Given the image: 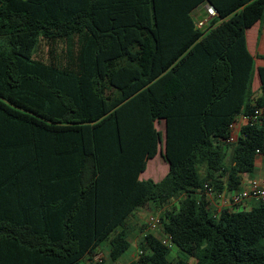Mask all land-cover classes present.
Masks as SVG:
<instances>
[{
  "label": "trees",
  "instance_id": "trees-1",
  "mask_svg": "<svg viewBox=\"0 0 264 264\" xmlns=\"http://www.w3.org/2000/svg\"><path fill=\"white\" fill-rule=\"evenodd\" d=\"M256 22L264 0H0V264H80L106 242L116 261L134 214L176 199L133 264H264V203L215 217L204 192L241 190L264 155V119L225 144L264 108ZM163 140L168 173L140 180Z\"/></svg>",
  "mask_w": 264,
  "mask_h": 264
},
{
  "label": "crops",
  "instance_id": "crops-1",
  "mask_svg": "<svg viewBox=\"0 0 264 264\" xmlns=\"http://www.w3.org/2000/svg\"><path fill=\"white\" fill-rule=\"evenodd\" d=\"M206 6H208V5H203V6L199 7V8H197L196 10H194L193 16L196 17V18H199V17L203 16L204 14H206ZM259 29H260V23L256 22L252 27H250L249 29L246 30V45H247L248 51L252 55H256V54L264 55V23H263L262 31H261L260 35H259ZM256 67H264V60H256ZM260 86H261V82H260V79H259L258 72H256L255 75H254V80H253V91H254V94L256 96H258L259 93H260ZM161 121L164 124V130L163 131L157 129V126L156 125L155 126H156V129L159 130V131H162V133L164 135L165 134V130H166V125H165V121L164 120H161ZM244 125H245V123L242 120L238 121V129L242 128L241 126H244ZM163 152H164V143H163V146L161 144H159V150H158L157 155L153 159H150L147 162L146 170L143 173H141L140 176H139L140 180H149V178H151V176H154V177L158 176L157 177L158 179H154V182H159L166 176V174L169 171V166H168V163L163 158ZM157 156L160 157L161 161H162V159L164 160V161H162V163L167 168H165L163 173H161L162 170H161L160 166L159 165L155 166V171H153L154 174L152 175V174L148 173V169H147L148 168V164H150L149 162L153 161ZM263 177H264V155L259 154L256 157L254 172L251 173V174H246L245 176H243L242 187L243 188L248 187L250 182L253 179H258V178H263ZM209 199H210L209 203L212 206V208H215V206H217L219 204V200L217 198H215V196H212ZM254 203L255 202H253V203L245 202L244 206H243V209L244 210H247V209L249 210ZM139 211L140 210H138L134 214V216L130 219V221H129L128 237L130 239V248L126 251V253L124 255H122L116 261H111L109 259V245H108L107 242L106 243H102L97 248L96 252H98V253H101L100 252L101 249L107 250V252L105 254L101 253L103 255L104 263L108 262L109 264H119L120 262L123 261V259H125V257L127 258V257L131 256V257L134 258L133 250H136V249H138L137 250V254H138V251L140 250L139 248H140V243H141V240H142V235L136 239L135 243L133 242L132 237H131L132 236L131 230H133L134 227L133 226L130 227V225H132V224H130V222L132 223L133 222L132 220L136 216L139 215L138 214ZM145 227H146V224H145ZM134 246L136 247L135 249H134ZM128 252H129V254L127 256H125ZM93 257L94 256L91 253L86 254L80 260V264H95ZM136 260L137 259L133 260V262H135ZM133 262L131 264H133Z\"/></svg>",
  "mask_w": 264,
  "mask_h": 264
},
{
  "label": "built area",
  "instance_id": "built-area-1",
  "mask_svg": "<svg viewBox=\"0 0 264 264\" xmlns=\"http://www.w3.org/2000/svg\"><path fill=\"white\" fill-rule=\"evenodd\" d=\"M206 13H207L206 18L198 22L199 28L205 27L211 21V19L215 17L217 14L214 8L209 5L206 6ZM260 119H264V108L256 109L254 113L249 116H245V115L238 116L235 119V121H233L229 125V136L225 144L233 145L237 142L242 129V128L238 129L239 120H242L245 123V125H247L250 122H257ZM204 192L208 202H210L209 198L215 195L217 196V199L219 200V204L214 208V216L218 217L221 211H223L224 209H228L232 212L237 210H242L244 203L249 202L250 200L259 203H264V177L253 179L248 187L245 188L242 187V189L239 191H233V192L227 191V192L218 193L214 190V188L211 185L205 184ZM209 206L212 207L211 205ZM146 226L149 232L159 231L162 227L161 214L151 215L146 222ZM160 241L164 246L168 247L169 249L172 250L174 248L172 236L170 234H162L160 236ZM93 256H94L93 258L95 264H103V255L101 253H96Z\"/></svg>",
  "mask_w": 264,
  "mask_h": 264
},
{
  "label": "rangeland",
  "instance_id": "rangeland-1",
  "mask_svg": "<svg viewBox=\"0 0 264 264\" xmlns=\"http://www.w3.org/2000/svg\"><path fill=\"white\" fill-rule=\"evenodd\" d=\"M156 126H157V129L159 130H164V124L162 123V121H159L156 123ZM161 131V132H162ZM163 142H161L160 144L163 146ZM162 161H164L162 159ZM162 161L160 160V157L157 156L153 161L149 162L150 164H148V173L150 174H154L153 171H155V166H160L161 168V173H163L164 169L167 168L163 163ZM162 175V174H161ZM153 177V178H152ZM158 176H151V180L154 181V179H158L157 178ZM147 179V178H146ZM250 203H253L255 201H252L250 200L249 201ZM178 204H179V199H176L174 201H172L168 206H166L164 209H158L155 205L153 204H149L148 206H146L145 208L141 209L139 212H138V216H136L132 221V223L130 222V227L133 226V230H131V234H132V240L133 242L135 243L136 239L138 237H140L142 235V232H149L148 229H147V226L145 227V224H146V221L148 220V218L151 216V215H160V214H165L166 211H173L175 209L178 208ZM248 210V209H247ZM161 230L159 232H156V234H160ZM136 247L134 246V249ZM140 249V248H139ZM137 250H133V253H134V258L129 256V257H125V259H123L122 262H120L119 264H131L133 262V260L137 259L139 254L141 253L139 250L138 251V254H137ZM100 252L103 254H105L107 252V250L105 249H101ZM140 252V253H139ZM129 254V252L125 255L127 256ZM137 256V257H136ZM124 257V256H123ZM184 259L183 256L181 255V253H179L176 249H173L170 253V256H169V259L170 260H177V259ZM108 259V258H107ZM107 261V260H106ZM187 263L188 264H195V260L193 258H188L187 259Z\"/></svg>",
  "mask_w": 264,
  "mask_h": 264
},
{
  "label": "water",
  "instance_id": "water-1",
  "mask_svg": "<svg viewBox=\"0 0 264 264\" xmlns=\"http://www.w3.org/2000/svg\"><path fill=\"white\" fill-rule=\"evenodd\" d=\"M203 6V5H202Z\"/></svg>",
  "mask_w": 264,
  "mask_h": 264
}]
</instances>
